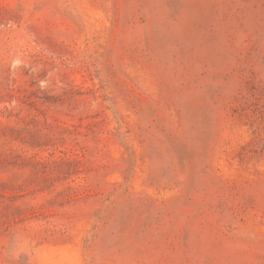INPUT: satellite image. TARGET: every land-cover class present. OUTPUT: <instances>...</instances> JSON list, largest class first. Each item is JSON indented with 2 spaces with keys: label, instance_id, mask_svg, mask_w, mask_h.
Instances as JSON below:
<instances>
[{
  "label": "rangeland",
  "instance_id": "374dc122",
  "mask_svg": "<svg viewBox=\"0 0 264 264\" xmlns=\"http://www.w3.org/2000/svg\"><path fill=\"white\" fill-rule=\"evenodd\" d=\"M0 264H264V0H0Z\"/></svg>",
  "mask_w": 264,
  "mask_h": 264
}]
</instances>
